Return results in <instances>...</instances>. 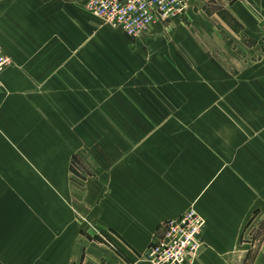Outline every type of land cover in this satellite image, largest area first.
<instances>
[{"label":"crops","instance_id":"1","mask_svg":"<svg viewBox=\"0 0 264 264\" xmlns=\"http://www.w3.org/2000/svg\"><path fill=\"white\" fill-rule=\"evenodd\" d=\"M85 2L0 0V46L12 59L1 74L0 252L7 255L0 262L20 264L25 253L29 259L39 221L45 235L61 237L67 264L69 238L78 252L84 235L83 216L112 233L123 252L107 264H132L133 253H145L169 220L194 207L206 219L195 264H264V238L257 249L241 244L264 189V0H207V95L221 94V108L236 115L139 118L134 132L131 118L91 117L85 126L69 111L83 109L85 95L109 86L108 78L129 75L122 64L101 67L100 45L115 49L117 38L101 40ZM118 41L130 45L129 37ZM227 95L233 100L223 102ZM101 124L107 133L94 127ZM75 155L85 177H69ZM56 156L59 202L36 198V189H52Z\"/></svg>","mask_w":264,"mask_h":264},{"label":"rangeland","instance_id":"2","mask_svg":"<svg viewBox=\"0 0 264 264\" xmlns=\"http://www.w3.org/2000/svg\"><path fill=\"white\" fill-rule=\"evenodd\" d=\"M189 1L191 7L186 15L174 19L159 18L143 33L133 37L121 27L106 24L102 18L89 12L86 7V0L84 9L98 20L101 40L107 41L109 38H117L116 42L118 44L116 43L115 49L109 43L100 45L101 67L108 65V67L116 68L115 64H122L121 68L129 72V75L126 77H110L107 79L109 86H101V90L85 95L86 101L83 109L69 110L72 112L73 118L77 119V122L81 120L86 126L88 125L86 123L91 122L89 121L91 117L131 118L130 126L134 132L139 131L137 127H141L133 125L139 118L151 120V118L161 117H219L221 115L220 111L225 116L236 115L233 109L221 108V94H214L213 97L215 95L217 97L213 99H211L210 94L207 95V0ZM192 5H194L193 11H191ZM106 26L115 30L106 32ZM128 37L130 45H125L123 42L119 44L121 41H118V38ZM127 48H130V53ZM192 48L193 50H191ZM107 52L110 55H107ZM114 58H116V61H113ZM11 64L12 59L8 66ZM0 81L1 91L4 87L1 76ZM85 87L87 88V84H85ZM90 88L89 86V90ZM227 100H233V96H225L223 102ZM67 119L73 121L70 117ZM18 127L21 129L25 125ZM94 127H99L102 134L107 133V129H109L108 124ZM118 127L121 126L118 125ZM149 127L159 128L161 125L151 124ZM36 128H38V125H36ZM9 131L17 132L12 126H9ZM38 132L39 129H36V133ZM51 133L54 155L61 154L59 142L57 144L54 139L58 136L54 131ZM19 134L21 137H27L21 131H19ZM56 157L58 161H53L52 168L54 171L51 174V183L49 184L52 189H36V198L44 199L45 194L47 200L59 202L60 190L57 187L60 186L62 173L58 167L60 166V157ZM78 166L75 155L69 165V177L76 179L77 174L84 176L85 172H83L81 164L80 169H78ZM42 179L44 180V178ZM41 184L43 183L36 182V185ZM8 191L11 193V190ZM251 192L252 190L246 189L245 196L251 197ZM254 195L256 194L254 193ZM260 195L259 208L257 210L253 208V211L249 214V220L241 237L242 245L255 247L254 249H257L264 238V189L260 190ZM72 196L74 197L75 193L69 197ZM81 218L79 224H83L81 227L84 235L79 237L81 242L78 243V252L75 251L76 239L69 238L68 243L72 251L68 252L67 264H107L112 260L116 262L114 257L118 259L124 257L123 252L116 245L112 233L83 216ZM36 224L39 225L37 228L41 229V234L30 238V241L32 240L35 245V252L30 253L29 259L27 258L28 254L25 253V259L21 258L20 264H27L28 261H30V264H61V237L59 235H45L43 233V228H45L43 223L37 221ZM17 238H13L12 242ZM3 253L0 252V258L7 255ZM145 253H133L136 259L131 263L139 264V261H145ZM32 255L35 256L33 261L31 260ZM127 263L130 264V262ZM0 264L4 263L0 262Z\"/></svg>","mask_w":264,"mask_h":264},{"label":"built area","instance_id":"3","mask_svg":"<svg viewBox=\"0 0 264 264\" xmlns=\"http://www.w3.org/2000/svg\"><path fill=\"white\" fill-rule=\"evenodd\" d=\"M87 10L114 27L137 37L157 19H174L187 14L189 0H87ZM261 43L264 47V14ZM11 58L0 46V76ZM1 86V81H0ZM205 217L194 207L166 223L164 234L145 253L148 264H195L203 247Z\"/></svg>","mask_w":264,"mask_h":264}]
</instances>
